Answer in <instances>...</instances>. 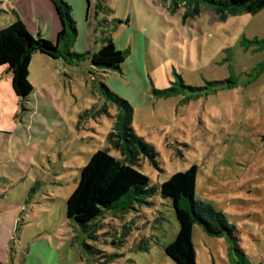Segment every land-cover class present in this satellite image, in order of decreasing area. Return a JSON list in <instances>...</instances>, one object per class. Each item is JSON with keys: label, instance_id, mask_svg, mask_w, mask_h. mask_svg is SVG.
<instances>
[{"label": "rangeland", "instance_id": "rangeland-1", "mask_svg": "<svg viewBox=\"0 0 264 264\" xmlns=\"http://www.w3.org/2000/svg\"><path fill=\"white\" fill-rule=\"evenodd\" d=\"M64 1L76 28L67 49L80 57L34 56L24 104L0 75V263L174 264L163 249L178 224L158 187L195 165L196 200L225 215L240 251L195 225L196 264H264V93L252 92L264 84V9L219 16L199 6L191 15L164 0ZM43 3L0 0V24L15 22L14 10L32 38L55 47ZM106 39L128 55L121 73L100 80L91 61ZM100 81L133 109V133L154 155H135L133 167L156 193L84 233L64 211L80 169L98 150L124 159L108 140L116 107Z\"/></svg>", "mask_w": 264, "mask_h": 264}, {"label": "trees", "instance_id": "trees-1", "mask_svg": "<svg viewBox=\"0 0 264 264\" xmlns=\"http://www.w3.org/2000/svg\"><path fill=\"white\" fill-rule=\"evenodd\" d=\"M60 24L56 35V46L37 36V40L27 33L17 14L16 21L0 31V68L10 76L14 96L24 104L33 88L28 81L29 66L35 54L54 60L79 58L68 52L67 46L76 34L71 17V7L64 0H48ZM171 7L183 5L187 14L197 15L199 6H210L219 16L249 14L255 15L264 9V0H164ZM88 3V2H87ZM262 44L264 41L257 42ZM59 46L64 47L61 52ZM127 50L119 51L110 40H105L93 56L92 71L100 74L121 73V66L127 58ZM96 80V79H95ZM220 86L222 83H211ZM99 89L105 100L116 107L112 116L113 126L108 140L124 159L110 155L108 150L94 152L87 164L80 169L76 187L64 204L65 220L78 225L84 233L92 230L93 221L106 214L123 215L135 206L149 205L156 193L150 186L149 178L133 166L135 155H145L151 160L154 155L147 145L132 130L133 109L128 102L114 94L104 82ZM188 90H195L183 86ZM171 90L156 91L153 94L165 96ZM198 169L192 165L187 170L176 172L158 187L162 199H167L178 224V232L173 241L164 247L165 256L174 264H196V254L192 244V229L198 225L209 237L222 238L229 242L228 251L240 253L234 236L235 227L229 225L225 215L211 203L196 200ZM32 192V190H31Z\"/></svg>", "mask_w": 264, "mask_h": 264}, {"label": "crops", "instance_id": "crops-1", "mask_svg": "<svg viewBox=\"0 0 264 264\" xmlns=\"http://www.w3.org/2000/svg\"><path fill=\"white\" fill-rule=\"evenodd\" d=\"M40 2L43 4V6H44V8H45L46 5H45V3H43V0H40ZM46 3H48L49 6H50L51 9H52V11H49V9L46 8V10H47V11H46V12H47V15H48V17H49V19H50V21H49V31H50V34H51V35L56 36L57 33H58L59 30H60V24H59V22H58V19H57L56 15H55V12H54V10H53L51 4L49 3L48 0H46ZM47 7H48V6H47ZM52 12L54 13V15H53ZM14 13L17 14L14 10H11L10 14H11L12 16L14 15ZM1 14H5V13H4L3 11L0 10V15H1ZM51 14H52V15H51ZM54 16H55V19H53ZM54 20H55V21H54ZM10 23H13V21H9L8 23H7V22H4V23L0 24V30L6 28ZM261 50H264V44H263V47L261 48ZM36 55H37V54H35L34 56H36ZM38 55H39V54H38ZM34 56H33V57H34ZM40 56H43V55H40ZM33 57H32V59H33ZM44 57H45V58H49V57H46V56H44ZM49 59H51V58H49ZM51 60L56 61V60H54V59H51ZM31 62H32V60H31ZM30 65H31V63H30ZM29 68H30V66H29ZM0 75H3L4 77H7L8 80L10 81V76H9L8 74L5 73V71H4L3 68H0ZM28 76H29V74H28ZM252 92H255V93L258 94V96H261V95L264 93V84H261V85L258 86V87H254L253 90H252ZM0 261H1V260H0ZM0 264H1V263H0Z\"/></svg>", "mask_w": 264, "mask_h": 264}]
</instances>
